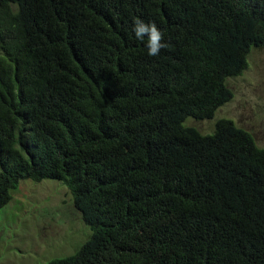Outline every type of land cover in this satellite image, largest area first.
Instances as JSON below:
<instances>
[{
	"label": "trees",
	"instance_id": "trees-1",
	"mask_svg": "<svg viewBox=\"0 0 264 264\" xmlns=\"http://www.w3.org/2000/svg\"><path fill=\"white\" fill-rule=\"evenodd\" d=\"M261 47L264 0H0V210L21 180L65 185L92 234L48 264H264V147L185 125Z\"/></svg>",
	"mask_w": 264,
	"mask_h": 264
},
{
	"label": "rangeland",
	"instance_id": "rangeland-1",
	"mask_svg": "<svg viewBox=\"0 0 264 264\" xmlns=\"http://www.w3.org/2000/svg\"><path fill=\"white\" fill-rule=\"evenodd\" d=\"M226 86L232 97L211 120L189 119L185 125L205 135L212 134L218 119H228L264 147V47L251 50L247 68L228 78ZM10 195L0 210V264H48L74 255L90 239L92 232L61 181L21 180Z\"/></svg>",
	"mask_w": 264,
	"mask_h": 264
},
{
	"label": "clouds",
	"instance_id": "clouds-1",
	"mask_svg": "<svg viewBox=\"0 0 264 264\" xmlns=\"http://www.w3.org/2000/svg\"><path fill=\"white\" fill-rule=\"evenodd\" d=\"M134 38L141 42L150 57L159 56L169 45L165 42L164 31L154 21L134 18L131 26Z\"/></svg>",
	"mask_w": 264,
	"mask_h": 264
}]
</instances>
